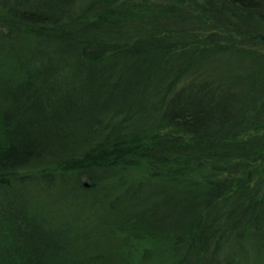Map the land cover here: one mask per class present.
Wrapping results in <instances>:
<instances>
[{"label": "trees", "instance_id": "trees-1", "mask_svg": "<svg viewBox=\"0 0 264 264\" xmlns=\"http://www.w3.org/2000/svg\"><path fill=\"white\" fill-rule=\"evenodd\" d=\"M263 246L264 0H0V264Z\"/></svg>", "mask_w": 264, "mask_h": 264}, {"label": "rangeland", "instance_id": "rangeland-1", "mask_svg": "<svg viewBox=\"0 0 264 264\" xmlns=\"http://www.w3.org/2000/svg\"><path fill=\"white\" fill-rule=\"evenodd\" d=\"M85 197L89 201V204H81L78 206L83 209L84 218H86L88 222L92 223L94 221L95 216L99 214L98 207H96V203L91 200L90 196L87 195ZM74 198L75 195L73 196V199ZM237 253V259L234 262H229L228 264H264V246L260 249L255 247L238 249Z\"/></svg>", "mask_w": 264, "mask_h": 264}]
</instances>
